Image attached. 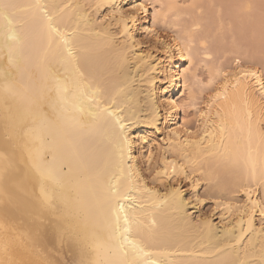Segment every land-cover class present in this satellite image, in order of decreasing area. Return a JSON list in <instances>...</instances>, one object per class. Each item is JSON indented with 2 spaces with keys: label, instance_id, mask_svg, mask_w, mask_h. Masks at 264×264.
I'll return each mask as SVG.
<instances>
[{
  "label": "bare ground",
  "instance_id": "6f19581e",
  "mask_svg": "<svg viewBox=\"0 0 264 264\" xmlns=\"http://www.w3.org/2000/svg\"><path fill=\"white\" fill-rule=\"evenodd\" d=\"M176 3L0 0V264H264V73Z\"/></svg>",
  "mask_w": 264,
  "mask_h": 264
},
{
  "label": "rangeland",
  "instance_id": "374dc122",
  "mask_svg": "<svg viewBox=\"0 0 264 264\" xmlns=\"http://www.w3.org/2000/svg\"><path fill=\"white\" fill-rule=\"evenodd\" d=\"M175 1L177 2L175 5V8L177 10L175 8L173 10L181 13L178 17H176L180 25L188 26L192 22H195L194 20L198 18L200 19L201 17L204 18L202 21H200L201 26L196 31V34H203L204 29H206L205 41L208 45V50H210L211 52L210 57L206 59L207 61H210V59H212V62L216 61V63H219L221 67L231 68L235 64L234 58L241 57L240 59L243 60L246 57H251L256 66L261 68L262 72L264 73V0H256V3L254 1L252 3V8L248 10L249 12L246 11L241 16L236 13L232 0H225V2L224 0ZM255 7H257V9ZM216 11H218V13ZM256 12L260 13L256 14ZM171 14L172 12H169V15ZM254 15L255 17L260 18V21L263 22L259 26L260 28L262 27V30L259 29L258 32L256 29L253 30L250 22V19H253ZM210 16L212 18H210ZM217 20H219V22ZM217 28H219V31H214ZM164 32L170 33L171 31L165 30ZM144 38L146 39V37ZM201 51L202 49L199 48L198 52L200 53ZM202 71L204 70L199 68V73H202ZM202 77H206L205 73L202 74ZM206 94L207 90H203L201 93H197L195 108L190 107L187 109L186 117L190 120V122L193 123L195 121V111L198 109L197 107L203 106V101L205 100L204 97L206 96ZM200 209L202 211H209L210 203L207 202L206 204L202 205ZM189 212L192 217H196L197 214L195 215V212L193 210L190 209Z\"/></svg>",
  "mask_w": 264,
  "mask_h": 264
},
{
  "label": "snow or ice",
  "instance_id": "6c2138e0",
  "mask_svg": "<svg viewBox=\"0 0 264 264\" xmlns=\"http://www.w3.org/2000/svg\"><path fill=\"white\" fill-rule=\"evenodd\" d=\"M6 7V6H5ZM142 7V6H141ZM53 31H55V29H53Z\"/></svg>",
  "mask_w": 264,
  "mask_h": 264
}]
</instances>
